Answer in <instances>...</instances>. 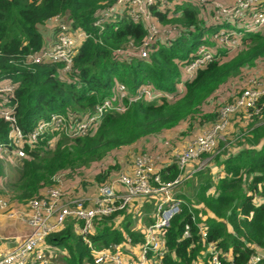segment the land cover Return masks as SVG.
I'll return each mask as SVG.
<instances>
[{
  "label": "trees",
  "instance_id": "obj_1",
  "mask_svg": "<svg viewBox=\"0 0 264 264\" xmlns=\"http://www.w3.org/2000/svg\"><path fill=\"white\" fill-rule=\"evenodd\" d=\"M113 1L0 0V77L10 78L17 85L16 115L23 131L33 130L39 119L54 112L63 114L70 123L81 120L93 114L105 98L114 97L116 103L126 106L121 113L106 114L94 132L75 138L54 132L32 147L25 146V157L9 162L15 174L12 179L6 176L5 161L0 158V195L17 204L26 205L39 197L43 189L57 184L58 178L78 179L84 168L106 165L113 152L133 149L136 153L135 148L141 150L143 142L181 125L182 132L165 146L174 149L180 145L172 146L178 140L182 143L218 121L221 97L227 99L229 91L240 88L235 81L245 69L264 67V28L240 36L234 52L227 55L212 38L215 29L189 3L177 5L176 11L182 10L177 17L175 11L169 15L167 10L153 8L160 23L175 25L178 31L167 41H158L147 58L122 57L114 49L131 39L139 42L145 33L142 24L126 18L97 27L99 13ZM55 15L90 34L67 72L56 63L26 64L29 54L51 42L47 22ZM203 35L208 36L205 41H201ZM202 42L216 47L221 58L204 63L192 77L183 76V64ZM147 83L154 91L173 93V98L128 99ZM119 84L125 86L127 97H119ZM179 85L181 91L176 90ZM259 102L263 104L259 115L236 114L243 122L229 136L231 139L227 138L236 140L235 149L214 157L213 175L200 168L194 178L183 182L177 193L183 205L164 231L166 251L160 264H212L210 244L221 251V264H245L256 248L264 250V97ZM8 134V123L0 119V144H7ZM56 137L59 139L52 146ZM218 144L222 145L219 139ZM118 166L101 168L95 182L108 179L122 164ZM178 174L174 161L161 172L163 180ZM147 202L137 216L144 223L152 220L153 199ZM132 214L121 210L96 221L90 235L95 247L120 243L125 232L133 243L141 242L143 228L133 227ZM118 215L120 220L115 219ZM186 225L189 236L183 237ZM200 228L206 230V238H202ZM46 244L65 253V264L93 263L91 250L72 221L50 234Z\"/></svg>",
  "mask_w": 264,
  "mask_h": 264
},
{
  "label": "built area",
  "instance_id": "obj_2",
  "mask_svg": "<svg viewBox=\"0 0 264 264\" xmlns=\"http://www.w3.org/2000/svg\"><path fill=\"white\" fill-rule=\"evenodd\" d=\"M186 3L195 5L200 17L215 29L212 38L227 55L234 52L240 36L264 28V0H114L101 10L95 25L102 28L104 22L120 21L122 18L142 24L144 37L139 42L131 39L114 52L125 58H147L158 41H167L178 31L175 25L160 23L153 8L167 10L169 15L175 11L173 15L177 17L182 11L181 8L176 11L177 5ZM47 28L52 32L51 42L40 51L29 54L26 64L56 63L60 64L63 72H67L90 34L80 27H74L61 15L51 17ZM207 37L203 35L201 41ZM220 54L216 47L202 42L183 64V76L192 77L204 63L220 59ZM245 70L247 73L242 78L240 88L229 91L227 99L221 97L223 100L218 108L217 122L204 127L173 150L166 149L161 154L141 150L131 159L128 168L122 166L105 181L99 184L94 182L95 191L91 195L83 189L84 183L63 178H58L57 184L43 189L39 197L26 205H12L8 197L0 195V219L10 221L16 231L18 226L24 227L21 233L16 232V243L0 253V264H65V253L47 246L46 238L60 230L67 221L73 222L77 233L90 248L92 264H160L166 251L164 231L183 205L175 188L183 181L181 173L186 164L213 152L219 135L227 128L233 115L241 113L244 117H252L261 113L263 104L259 101L264 97V67L258 65ZM16 89L17 85L12 79L0 77V119L9 125L8 142L0 144V158L9 162L14 159L9 156L10 153L15 158L25 157V146L32 147L50 133L57 132L69 138L85 135L97 130L106 114L121 113L126 109L124 103H116L114 97L105 98L93 114L81 120L70 123L63 114L54 112L39 119L33 130L25 132L17 121ZM176 90L181 91L182 86H177ZM116 92L121 98L127 97L123 84L116 87ZM161 98L171 99L173 93L154 91L149 83L142 85L132 98L128 97L130 101ZM56 139L51 141L52 146ZM3 147L8 149V153L4 151L7 155L1 154ZM172 161L177 164L179 174L171 180H163L162 169ZM103 167L102 164L96 167L93 177ZM150 199H153L152 220L144 223L139 218L136 227L143 228L141 242L133 243L131 235L125 232L122 242L103 248L95 247L90 235L94 234L96 221L121 210L132 211V217L137 218L141 205ZM120 218V215L115 217L117 220ZM200 234L202 238L207 236L202 228ZM188 236L189 227L186 225L183 237ZM209 254L212 264H221L219 249L210 244ZM245 264H264V250L256 248Z\"/></svg>",
  "mask_w": 264,
  "mask_h": 264
},
{
  "label": "rangeland",
  "instance_id": "obj_3",
  "mask_svg": "<svg viewBox=\"0 0 264 264\" xmlns=\"http://www.w3.org/2000/svg\"><path fill=\"white\" fill-rule=\"evenodd\" d=\"M120 47H122V46H120ZM120 47H117V48H120ZM117 48H115V49H117ZM60 69H61V66H60ZM246 73H247L246 70L243 71L242 77L239 78V79H237L235 81L236 85H239L241 83L242 78L245 76ZM220 103H222L221 100H220ZM232 117L233 118H231V120H230L227 128L219 135L220 136L219 140L222 142V145H219L218 144V140H217L216 147L214 148L213 152L210 155L203 156L199 160H192L188 164H186L185 168L182 171V175L185 176L184 177L185 180L183 179V181L181 182V184L178 185L175 188L176 193L179 192L180 189L183 187V182L184 181H187L191 177H193L194 176V173L196 171H198L200 168L202 170H206V171L210 170V172L208 171V173H210V175L212 176L213 175V171L211 169H213V166L215 164L214 163V157L217 156L219 153H222L223 155H226L227 153H229V152H231L232 150L235 149V148L232 149V147L234 145L236 146V144H235L236 143L235 142L236 140L231 141L229 139L227 140V138H230L231 139V137H229V136L232 135L233 133L235 134L236 131L239 130L238 128L240 127V125L242 124L241 122H243V121H241L236 115H233ZM177 132L178 133L182 132L181 125L179 127L175 128V129H173V130L164 132L162 134V136H161V140L160 141L164 142L168 146L171 140H175V137L177 135ZM228 134H230V135H228ZM178 138L183 139V137H181V135H179ZM181 141L182 140H178L176 142V144H174L172 146L178 145L179 143L181 144ZM173 142H175V141H173ZM4 151H6L8 153V149H6V148L3 147L1 149V154H4L5 153ZM124 152H119V151L113 152L111 154V156L109 157V160H108L107 164L104 165L103 168H107L109 164L118 166L119 163H121L123 166H126V164L128 163V162H126V159H128L129 157ZM7 153H5V155H7ZM9 156L11 158H15V156H14L13 153H10ZM2 159L5 161V166L7 168V172H6L7 174H6V176L9 177V178H11L12 176L15 175L14 173H12V170H14V169L9 166V161L8 160H5L4 158H2ZM194 161H196V162H194ZM119 167H120V165L118 166V168ZM18 168H19V166H18ZM214 168H216V167H214ZM95 171H97L96 166H94V165L93 166H89L87 168H84L80 172L77 180L75 178L74 179H71V180L72 181H78L79 180V182L84 183L82 186L85 187V188H83V189L85 191H87L89 193V195H91L95 191V183H94L95 182V179L93 177V174H94ZM1 183L2 182H1V179H0V188H1ZM8 199L10 200V202H11L12 205H15L16 204L9 197H8ZM147 203L148 202H144L141 206H143V208H145L149 204V203L148 204ZM132 223H133V227L135 228V227L138 226L139 221H138L137 218H135V219H133Z\"/></svg>",
  "mask_w": 264,
  "mask_h": 264
},
{
  "label": "crops",
  "instance_id": "obj_4",
  "mask_svg": "<svg viewBox=\"0 0 264 264\" xmlns=\"http://www.w3.org/2000/svg\"><path fill=\"white\" fill-rule=\"evenodd\" d=\"M48 31L46 30V33L51 35V33H49ZM228 135H230V134H228ZM161 136H159L157 138H154V139L152 138V139H150V142H147L145 144H144V142L142 144L140 143L141 146H142L141 150H149L152 153L157 152V154H161V152H163L164 150L167 149V147H165L167 145L164 142L160 141L161 140ZM189 139L190 138L184 140L180 145L184 144ZM152 145H154L156 148H151ZM133 147H135V145ZM133 147H131V148H133ZM176 147H178V146H176ZM136 149L138 150L136 153L141 151V150H139L140 149L139 147H136L135 150ZM136 153L133 152V149L126 151V154H128V157H129L128 159H126V162H128L126 164V166H127L126 168L129 167L128 165L131 163V161H132L131 159L134 157V155ZM194 162H196V161H194ZM213 167H216V166H213ZM6 172H7V170H6ZM12 172H13V170H12ZM23 230H24L23 226L22 227L18 226L17 231H19V233H21V231H23ZM17 231L15 230L13 225L10 223V221H7L5 219H0V253L6 252L10 247H12L16 243L15 236H16V234H18V233H16Z\"/></svg>",
  "mask_w": 264,
  "mask_h": 264
}]
</instances>
